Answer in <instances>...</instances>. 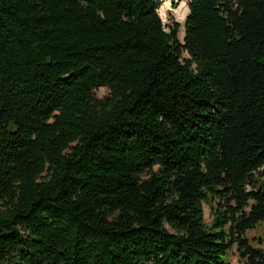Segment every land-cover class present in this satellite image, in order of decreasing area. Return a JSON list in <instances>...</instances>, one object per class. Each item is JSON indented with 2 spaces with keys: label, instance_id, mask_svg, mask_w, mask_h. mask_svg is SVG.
<instances>
[{
  "label": "trees",
  "instance_id": "trees-1",
  "mask_svg": "<svg viewBox=\"0 0 264 264\" xmlns=\"http://www.w3.org/2000/svg\"><path fill=\"white\" fill-rule=\"evenodd\" d=\"M187 8L0 0V264H264V0Z\"/></svg>",
  "mask_w": 264,
  "mask_h": 264
},
{
  "label": "rangeland",
  "instance_id": "rangeland-1",
  "mask_svg": "<svg viewBox=\"0 0 264 264\" xmlns=\"http://www.w3.org/2000/svg\"><path fill=\"white\" fill-rule=\"evenodd\" d=\"M158 6V11L164 21L165 27L174 22L181 24L179 30V37H184V23L187 16H183L186 7H188V0H155ZM109 94L107 86L101 85L96 88V96L99 98L106 97ZM205 220L208 224L212 221L211 206L209 203H204ZM251 244L255 247L264 246V222L256 225L253 229L249 230L246 234ZM227 260L231 264H245V261L241 259L239 251L236 246L228 253Z\"/></svg>",
  "mask_w": 264,
  "mask_h": 264
},
{
  "label": "bare ground",
  "instance_id": "bare-ground-1",
  "mask_svg": "<svg viewBox=\"0 0 264 264\" xmlns=\"http://www.w3.org/2000/svg\"><path fill=\"white\" fill-rule=\"evenodd\" d=\"M159 1V0H158ZM188 13H189V10H188V8L186 7V9H185V11H184V13H182V15L184 16H187L188 15Z\"/></svg>",
  "mask_w": 264,
  "mask_h": 264
}]
</instances>
